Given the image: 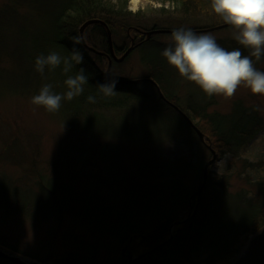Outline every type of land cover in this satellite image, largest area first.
<instances>
[{
	"label": "rangeland",
	"instance_id": "374dc122",
	"mask_svg": "<svg viewBox=\"0 0 264 264\" xmlns=\"http://www.w3.org/2000/svg\"><path fill=\"white\" fill-rule=\"evenodd\" d=\"M127 1V11L132 14L130 25L142 28V32L187 26L215 36L229 50L240 47L231 39L230 26L213 29L223 22L200 4L203 1L186 0L181 10L161 0ZM50 3L40 1L37 8L31 9L25 2L0 0V178L22 190L31 189L37 196L41 183L56 180L72 193H87L95 205L111 208H122L128 194L132 196L137 189L150 192L171 178L178 179L189 190H196L200 184L198 171L210 160V151L184 127L162 139L145 138V128L162 118L161 111L153 110L150 103L130 102L125 110L96 108L99 123L84 129L81 120L69 121L61 109L49 113L31 104L30 98L38 91L9 90L12 76L20 71L21 28H28L27 37L45 28L44 16L51 11ZM170 34L154 35L161 46L156 50L160 55L170 41ZM247 51L242 49V53ZM162 58L170 71L178 75ZM139 61V52L135 51L116 71L131 79H141L146 69ZM255 66L264 71V58ZM44 83L57 86L51 80ZM142 84L140 90L153 100L151 86ZM172 90L178 105L185 109L192 106L189 98L193 97L209 114L228 115L235 104H240L244 109H254L261 119V131L255 138L240 148L237 155L220 156L208 170L227 184L231 223L241 209L245 214L264 199V191L257 186L258 182L264 184V95H254L241 85L232 97L208 96L179 75ZM167 168L173 172L171 177H164ZM32 207L34 211L29 214L24 210L8 213L0 206V246L18 256L48 260L51 264L60 260L76 264L121 263L122 250L134 258L138 255L136 249L115 236L99 233L71 210L49 213L51 206L45 203H34ZM155 226L156 219L148 215L136 230L139 236H145L154 232ZM212 227L198 236V228L195 231L189 226L176 237L175 245L184 248L194 261L201 262L222 235L209 230ZM174 228V224L170 226L169 234H173Z\"/></svg>",
	"mask_w": 264,
	"mask_h": 264
},
{
	"label": "trees",
	"instance_id": "16d2710c",
	"mask_svg": "<svg viewBox=\"0 0 264 264\" xmlns=\"http://www.w3.org/2000/svg\"><path fill=\"white\" fill-rule=\"evenodd\" d=\"M25 2L30 8H37L41 2L51 1V11L45 14V28H39L38 33L27 37L25 27L21 28L19 40L20 71L12 76L8 85L9 90H21L22 92L38 91L39 87L46 81L51 80L55 91H64L63 81L65 79L57 69L55 72H46L41 76L34 70V58L40 54L55 50L62 55H69L74 47H78L85 58L84 67L89 74V84L86 85L84 95L71 102H64L61 110L69 121L81 120L82 128L97 126L99 117L96 108L104 110H125L130 102H147L153 110H160L162 118L152 127L145 128L144 137L148 139H162L169 136L171 132L182 127L188 129L190 134L199 139L192 128L181 116L182 112L194 123L205 138V142L216 153V161L220 156L229 154L237 155V151L243 148L250 140L255 138L261 131V119L257 113L244 109L240 104H235L232 112L228 115L209 114L205 108L200 106L193 97L189 98L192 106L186 109L178 105V98L172 92L173 84L178 81V75L171 72L158 50L161 46L155 41L154 35L145 40L142 28L130 25L132 14L127 11V0H16ZM162 3L170 2L177 9L185 8L186 0H161ZM209 9V0H200ZM164 10V8H161ZM38 11V10H37ZM99 20L105 23L111 33V43L117 57L122 56L133 42V48L121 62L112 60L109 70L110 75L118 79L115 96L105 99L98 94V82L107 79L105 77L108 57L110 56L107 29L100 23L88 25L83 34L84 44L79 38V28L86 20ZM155 30V29H154ZM139 52V62L146 69V74L141 77L150 79L157 84L164 99L160 98L155 88L148 82H137L140 78H128L116 71L129 60L131 55ZM245 51V50H244ZM245 55L248 54L243 53ZM75 71V69H74ZM142 83L151 86L155 98L140 90ZM30 90V91H29ZM96 95L94 104L88 103L87 95ZM175 105L180 112L173 109L169 104ZM199 142V140H197ZM200 143V142H199ZM164 177H171L172 170L167 168ZM203 169L198 171V180L201 183ZM206 182L201 198L196 207L195 215L190 205H196V190L187 189L178 179L171 178L165 183L151 188L150 192L137 189L134 194H128L127 201L118 208L116 206L100 207L93 203V199L85 194L72 193L68 187L59 184L56 180H48L39 185L38 196L31 189L22 190L5 178H0V206L8 213H19L21 210L31 214L34 211V203H45L51 206L49 213L54 211H72L85 218V222L94 230L106 236H115L123 244L136 249L141 254L160 245L169 236V228L180 220L190 217V220L175 225L173 238L153 254H148L133 264H229L240 252L250 236L258 232L264 226V199L256 202L253 208L245 214H237L231 223L228 218L231 212V204L226 190L227 184L222 182V177L216 176L214 172H207ZM160 176V175H159ZM257 186L264 191L263 182ZM199 187V186H198ZM210 187V188H209ZM147 193V194H146ZM35 195V196H34ZM126 200V199H125ZM156 219L155 231L145 235L144 239L136 230L139 222L145 216ZM220 236V239L212 244V249L201 262L191 259L184 248L175 245V239L189 226L202 235L208 227ZM211 225V226H209ZM129 238L132 242L129 243ZM134 241H137L134 243ZM171 246V247H170ZM156 254V256H153ZM158 254V256H157ZM31 258V257H30ZM48 261V260H47ZM61 261V260H60ZM54 262V264H76L72 261ZM46 262V260L44 261ZM107 264H126L121 263Z\"/></svg>",
	"mask_w": 264,
	"mask_h": 264
},
{
	"label": "clouds",
	"instance_id": "9594fccd",
	"mask_svg": "<svg viewBox=\"0 0 264 264\" xmlns=\"http://www.w3.org/2000/svg\"><path fill=\"white\" fill-rule=\"evenodd\" d=\"M209 11L231 27V39L240 47L229 50L215 36L181 26L171 30L170 41L161 51L162 57L180 77L194 83L208 96L232 97L241 85L254 95H264V71L255 66L264 58V0H209ZM242 49H247L248 54H243ZM84 63L78 47L69 55L55 50L38 54L34 58V70L43 77L46 72L59 69L65 77L64 91L57 92L52 83H44L30 98V103L56 113L64 102L84 95L90 78ZM106 75L108 78L98 82L97 90L101 97L108 99L116 95L118 79ZM85 99L94 104L97 96L90 94Z\"/></svg>",
	"mask_w": 264,
	"mask_h": 264
},
{
	"label": "water",
	"instance_id": "95a60500",
	"mask_svg": "<svg viewBox=\"0 0 264 264\" xmlns=\"http://www.w3.org/2000/svg\"><path fill=\"white\" fill-rule=\"evenodd\" d=\"M92 23H100L103 26H105V28L107 29V39L109 43V50H110V56L108 57V65H107V71L105 73V77L108 78V76L106 74L109 73L110 67L112 63V60H114V62H120L122 60L125 59V57L128 55V53L131 51L132 49V45L125 51L123 52L124 54L118 58L115 56V53L113 52V47H112V41H111V33H109V30L106 26L105 23H102L99 20H94V19H90V20H86L81 27L79 28V36L81 39V42L83 45H85L84 40H83V31L84 29L92 24ZM227 27V25H220L217 26L213 29H220V28H224ZM163 33H171V30H166V29H153V30H149L148 32H146V39H148L151 35L154 34H163ZM86 46V45H85ZM141 81H146V82H150L155 88L157 93L159 94L160 98L164 99L162 93L160 92L159 87H157V84L150 80V79H143ZM172 107L177 110L179 112V109L172 105ZM181 116L184 118L185 122H187L190 125V128L193 129V132H195L198 136V138L201 140V142L204 141V136L201 132H199L198 128L192 123L190 122V120L186 117V115H184L183 113H181ZM207 148L210 150L211 153V158L209 161L206 162V164L204 165V169H203V173H202V181L200 183V186L197 190L196 193H194L197 197V203L201 197V193L203 192V189L205 187V182L207 180V170L208 167L210 165H212L214 163V161L216 160V154L215 152H213V150L211 149L210 146H207ZM188 220V219H187ZM184 221H179L176 224H180ZM172 235H170L169 239H171ZM168 242V240H166L165 242H163L162 244H160L159 246L155 247L154 249L150 250L149 252H146L144 254H141L139 256H136L135 258L132 255H126V260L128 261L127 264H132L134 261H136L139 258H142L146 255H148L149 253L154 252L155 250H157L159 247H162L163 245H165ZM122 254H124V250H122ZM27 260V259H26ZM30 264H41L40 262L37 261H32V260H27ZM0 264H26L24 262H21L20 260H18V258L16 257V255H13L12 253L6 252L5 250L0 249ZM42 264H49V263H42ZM230 264H264V227L261 228L247 243L246 248L244 250L243 253H241V255H239L235 260H233Z\"/></svg>",
	"mask_w": 264,
	"mask_h": 264
},
{
	"label": "bare ground",
	"instance_id": "6f19581e",
	"mask_svg": "<svg viewBox=\"0 0 264 264\" xmlns=\"http://www.w3.org/2000/svg\"><path fill=\"white\" fill-rule=\"evenodd\" d=\"M244 252V251H243ZM17 258H18V260H20L21 262H24V263H26V264H30L26 259H23V258H21V257H19V256H16Z\"/></svg>",
	"mask_w": 264,
	"mask_h": 264
}]
</instances>
